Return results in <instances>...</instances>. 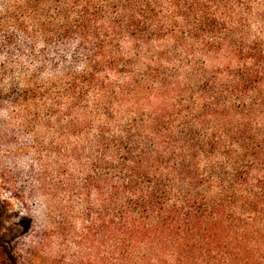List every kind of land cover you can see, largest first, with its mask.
<instances>
[{"label": "trees", "instance_id": "trees-1", "mask_svg": "<svg viewBox=\"0 0 264 264\" xmlns=\"http://www.w3.org/2000/svg\"><path fill=\"white\" fill-rule=\"evenodd\" d=\"M25 5L40 14L32 25L17 22L34 45L85 56L79 85L118 72L131 79L123 95L136 98L143 84L168 90L181 68L200 92L180 129L157 109L142 123L136 112L115 135L101 127L94 140L97 165L112 160L120 178L111 183L97 171L85 188L100 199L101 238L112 231L121 264H264V0ZM48 5L56 11L41 8ZM208 58L225 65L208 72ZM174 62L179 68L168 73Z\"/></svg>", "mask_w": 264, "mask_h": 264}, {"label": "rangeland", "instance_id": "rangeland-1", "mask_svg": "<svg viewBox=\"0 0 264 264\" xmlns=\"http://www.w3.org/2000/svg\"><path fill=\"white\" fill-rule=\"evenodd\" d=\"M39 18L25 0H0V264H121L127 259L116 253L112 231L101 238L100 199L94 192L88 197L85 188L97 171L111 183L120 178L112 160L97 165L102 151L94 140L101 139V127L115 135L136 112L142 123L157 109L173 114L180 129L197 97L202 100L200 92L189 81L192 72L181 68L168 90L147 83L136 98L123 95L119 88L128 90L131 79L118 72L102 70L79 85L84 55L34 45L18 28V21L32 25ZM21 40L30 46L21 50ZM224 65L208 58L205 66L211 72ZM165 68L171 73L179 67Z\"/></svg>", "mask_w": 264, "mask_h": 264}]
</instances>
